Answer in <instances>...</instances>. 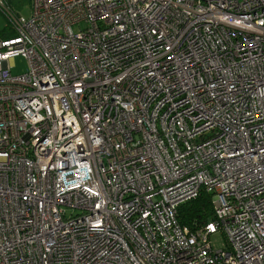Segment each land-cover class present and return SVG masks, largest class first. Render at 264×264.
Returning a JSON list of instances; mask_svg holds the SVG:
<instances>
[{
    "label": "built area",
    "instance_id": "1",
    "mask_svg": "<svg viewBox=\"0 0 264 264\" xmlns=\"http://www.w3.org/2000/svg\"><path fill=\"white\" fill-rule=\"evenodd\" d=\"M31 2L0 0V264H264V0Z\"/></svg>",
    "mask_w": 264,
    "mask_h": 264
},
{
    "label": "trees",
    "instance_id": "2",
    "mask_svg": "<svg viewBox=\"0 0 264 264\" xmlns=\"http://www.w3.org/2000/svg\"><path fill=\"white\" fill-rule=\"evenodd\" d=\"M13 35V32L8 28L0 35V38L11 37ZM177 219L182 226L188 227L191 231L202 228L213 219L210 195L203 193L198 198L182 204L179 207Z\"/></svg>",
    "mask_w": 264,
    "mask_h": 264
},
{
    "label": "rangeland",
    "instance_id": "3",
    "mask_svg": "<svg viewBox=\"0 0 264 264\" xmlns=\"http://www.w3.org/2000/svg\"><path fill=\"white\" fill-rule=\"evenodd\" d=\"M32 0H8L10 7L18 14L28 17L31 12ZM8 20L0 10V35L8 29ZM13 66L11 68V74L13 76H19L27 73L28 66L26 60L23 57H17L13 60ZM211 245L214 249H220L224 245L223 236L220 233H216L210 237Z\"/></svg>",
    "mask_w": 264,
    "mask_h": 264
}]
</instances>
